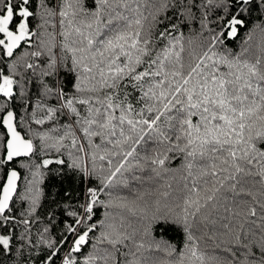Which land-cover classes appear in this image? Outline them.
I'll use <instances>...</instances> for the list:
<instances>
[{
	"label": "snow or ice",
	"instance_id": "snow-or-ice-1",
	"mask_svg": "<svg viewBox=\"0 0 264 264\" xmlns=\"http://www.w3.org/2000/svg\"><path fill=\"white\" fill-rule=\"evenodd\" d=\"M0 264H264V0H0Z\"/></svg>",
	"mask_w": 264,
	"mask_h": 264
},
{
	"label": "trees",
	"instance_id": "trees-1",
	"mask_svg": "<svg viewBox=\"0 0 264 264\" xmlns=\"http://www.w3.org/2000/svg\"><path fill=\"white\" fill-rule=\"evenodd\" d=\"M165 238L171 239L174 242H178L181 240V236L178 232H174V231H169L167 233H165Z\"/></svg>",
	"mask_w": 264,
	"mask_h": 264
}]
</instances>
